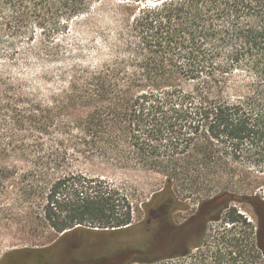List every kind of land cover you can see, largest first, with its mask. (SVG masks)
Returning a JSON list of instances; mask_svg holds the SVG:
<instances>
[{
  "label": "trees",
  "instance_id": "1",
  "mask_svg": "<svg viewBox=\"0 0 264 264\" xmlns=\"http://www.w3.org/2000/svg\"><path fill=\"white\" fill-rule=\"evenodd\" d=\"M106 3L99 60L79 52L70 63L62 39L96 29L92 10ZM20 62L60 65L57 87L12 76ZM118 177L149 184L148 216L189 196L257 197L264 0H0V218L47 237L130 228L136 189ZM223 221L241 217L232 208ZM225 244L229 264L262 254L259 243ZM215 255L200 264H226Z\"/></svg>",
  "mask_w": 264,
  "mask_h": 264
},
{
  "label": "rangeland",
  "instance_id": "2",
  "mask_svg": "<svg viewBox=\"0 0 264 264\" xmlns=\"http://www.w3.org/2000/svg\"><path fill=\"white\" fill-rule=\"evenodd\" d=\"M92 16L96 29L73 26L62 39V48L70 63L75 61L79 52L85 61L95 63L100 58L96 50L101 49L102 41L97 36H107L109 33L112 25V5L106 3L95 7ZM59 66L54 63L38 65L33 62L25 65L20 62L11 66L9 72L14 77H22L41 89H47L57 87L56 80L52 77L56 75ZM46 77L49 80L47 83L43 81L47 80ZM117 181L136 189L138 209L134 212L135 221L130 228L113 233L83 229L63 237H47L37 223L23 227L22 221L0 218V264H200L202 257L207 259L206 263L213 262L217 250L226 253L224 262L229 264L235 255H227L230 251L229 245L215 243L220 235H224L226 239L259 242L262 254L256 263L264 264V186L253 193L257 195L256 198L237 196L235 198L238 201L230 204L228 209L233 208L236 211V215L241 217L240 222H209L205 235V240L209 243L194 245L190 254L186 255L185 243L161 242L185 240V216L196 212L201 203L189 196L185 198L182 206L170 210L155 208L148 216L139 206L150 198L146 196L149 184L134 178L125 181L118 177ZM216 201L228 203V199ZM212 206L213 201L206 205ZM147 241L159 243H146ZM132 255L141 257L137 261L126 262ZM151 255L160 257L149 259L148 256ZM41 256L44 258L42 261ZM49 256L53 257L52 261L46 260Z\"/></svg>",
  "mask_w": 264,
  "mask_h": 264
},
{
  "label": "flooded vegetation",
  "instance_id": "3",
  "mask_svg": "<svg viewBox=\"0 0 264 264\" xmlns=\"http://www.w3.org/2000/svg\"><path fill=\"white\" fill-rule=\"evenodd\" d=\"M211 203V201L204 202L199 209L191 214H187L185 216V240L180 241H165L161 243H185V254H190L192 247L194 245H199L201 243H209L205 240V235L207 231V224L211 221L223 222L224 212L228 210L225 209V205L218 207H206ZM223 234V233H222ZM146 243H159L155 241H147ZM215 243H253L249 240H239V239H226L224 235H220V239ZM259 243V242H257ZM264 245V243H263ZM141 256L132 255L126 262L137 261ZM159 255H151L148 256L149 259H157ZM41 261L44 259L42 256L40 257ZM39 259V260H40Z\"/></svg>",
  "mask_w": 264,
  "mask_h": 264
},
{
  "label": "water",
  "instance_id": "4",
  "mask_svg": "<svg viewBox=\"0 0 264 264\" xmlns=\"http://www.w3.org/2000/svg\"><path fill=\"white\" fill-rule=\"evenodd\" d=\"M210 201H211V202L213 201V205H214V206L221 207V206L224 205L223 202H221V201L218 202V201H216L215 198H214V199H211ZM237 201H238V200H237L235 197H231L230 200L228 201V203L224 206L225 209L229 208V206H230L231 203H236Z\"/></svg>",
  "mask_w": 264,
  "mask_h": 264
}]
</instances>
